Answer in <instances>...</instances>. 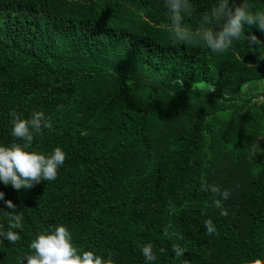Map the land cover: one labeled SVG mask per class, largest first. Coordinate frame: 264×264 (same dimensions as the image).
I'll list each match as a JSON object with an SVG mask.
<instances>
[{
  "label": "trees",
  "instance_id": "1",
  "mask_svg": "<svg viewBox=\"0 0 264 264\" xmlns=\"http://www.w3.org/2000/svg\"><path fill=\"white\" fill-rule=\"evenodd\" d=\"M192 3L185 24L198 33L216 0ZM170 20L164 0H0V144L24 143L12 112H43L51 128L28 150L66 153L54 181L0 183V230L7 211L23 217L0 264H20L61 224L113 264H145L147 243L156 264H264V32L245 25L214 52L199 35L177 41ZM205 184L231 192L227 216Z\"/></svg>",
  "mask_w": 264,
  "mask_h": 264
},
{
  "label": "clouds",
  "instance_id": "2",
  "mask_svg": "<svg viewBox=\"0 0 264 264\" xmlns=\"http://www.w3.org/2000/svg\"><path fill=\"white\" fill-rule=\"evenodd\" d=\"M230 0H216L210 14L205 17V24L198 33H193L185 24V18L194 14L192 0H164L171 20L169 30L177 41L185 44L191 42L192 36L199 35L207 46L214 52H222L232 47L236 42L245 38L244 26H255L264 32V9H251L248 0L233 11L229 8ZM216 26H219L217 30ZM253 44L260 43L256 37L251 38ZM211 89V85L207 86ZM11 135L22 140L23 145L13 143L10 146L0 144V183L11 185L14 189H30L42 181L57 179L58 170L64 165L66 153L57 147L49 155L29 151L34 141V132L42 128H51V123L43 112H34L28 119H22L17 113L12 112ZM204 191L218 194L219 198L213 203L220 209L221 215L227 216L228 210L223 207L231 192L222 190L215 185H202ZM5 199V192L0 191V200ZM8 209H16L11 200H5ZM5 213V212H4ZM3 213V214H4ZM9 230H0V243L5 240L15 244L20 235L13 229L22 227V215L16 211H7ZM208 233L215 231L212 219L204 222ZM32 252L21 258L20 264H113L112 258H105L94 251H79L73 244V237L67 226L61 224L54 226L44 234H38L30 243ZM173 252L176 257H183L185 251L181 246L174 245ZM142 255L145 264H156L157 255L153 244L142 246Z\"/></svg>",
  "mask_w": 264,
  "mask_h": 264
},
{
  "label": "rangeland",
  "instance_id": "3",
  "mask_svg": "<svg viewBox=\"0 0 264 264\" xmlns=\"http://www.w3.org/2000/svg\"><path fill=\"white\" fill-rule=\"evenodd\" d=\"M258 77H259V78H264V68H261V69L258 71Z\"/></svg>",
  "mask_w": 264,
  "mask_h": 264
}]
</instances>
